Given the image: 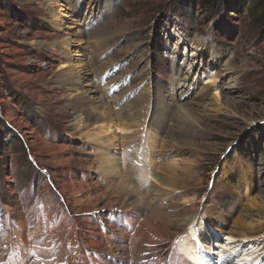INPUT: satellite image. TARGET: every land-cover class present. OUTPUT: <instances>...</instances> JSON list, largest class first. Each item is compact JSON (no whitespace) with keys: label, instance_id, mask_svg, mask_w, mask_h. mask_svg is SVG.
<instances>
[{"label":"rangeland","instance_id":"obj_1","mask_svg":"<svg viewBox=\"0 0 264 264\" xmlns=\"http://www.w3.org/2000/svg\"><path fill=\"white\" fill-rule=\"evenodd\" d=\"M260 1L218 0L213 8L200 0H0V264H99L103 252L97 245L89 260L84 258L81 246L89 247L90 241L111 246L105 254L112 260L113 218L136 204L164 238L155 245L162 255L157 264L184 263L175 235L182 230L188 235V220L196 214L217 263L240 250L229 264L239 261L238 255L251 257L248 264H264V252L254 258L264 251V25L254 14ZM196 38L208 51L231 53L238 76L233 85L220 77L221 87L208 91L218 96L201 101L206 111L196 115L197 132L193 127L178 130L197 145L174 146L165 133L152 132L153 101L168 102L163 114L172 123L179 104L168 99L180 101V88L172 83L176 71L194 84L185 98L214 75L205 61L212 56L196 49ZM92 50L100 51V62L106 63L97 71L85 65ZM141 65L150 78L139 72ZM70 66L80 76L87 71L100 88L83 94L84 87L65 82ZM145 80L150 89L141 103L137 97L146 89ZM117 84L121 88L113 93ZM80 92L82 98L73 100ZM116 93L124 96L117 108H128V117L114 115L110 129L124 125L128 133L120 138V147L110 149L112 141L99 146L86 136L94 129V118L77 116L72 108L81 104L89 109L92 95L104 99L106 109L109 101L116 108ZM149 145L153 165L146 158ZM106 152L119 158L129 185L138 191L130 192L118 176L100 172L97 161ZM145 167L152 170L149 184L143 182ZM159 169L165 174L171 169L173 179L168 182L156 173ZM173 187L181 192L168 207L172 202L162 201ZM146 189L154 206H147L148 197L141 206L143 200L122 205L130 193L132 199L145 197ZM38 205L42 219L37 222ZM238 226L257 229L256 239L247 238L245 245L232 242L227 232ZM46 232L51 237L44 242L59 241L47 252L45 243L35 239ZM59 244L64 253L55 251Z\"/></svg>","mask_w":264,"mask_h":264},{"label":"bare ground","instance_id":"obj_2","mask_svg":"<svg viewBox=\"0 0 264 264\" xmlns=\"http://www.w3.org/2000/svg\"><path fill=\"white\" fill-rule=\"evenodd\" d=\"M80 26L83 29L85 27V23H82V25H80ZM94 32L95 31H93V33ZM81 33H83V32H81ZM83 34L86 35L85 33H83ZM94 37H96V36H94ZM194 40H195L194 42L196 45V49L199 48L201 51L205 50L202 55H204L205 52H208V54H210L212 56L211 59L208 58L205 61H206L207 66L211 65V67H213V69L216 70L214 72V75L208 76V78H206L207 80L205 83H202L201 86L196 87L197 90L195 91L193 96H191L189 98H185L184 95H186V94L189 95L188 92H189L190 88L194 87V84L192 83V81L189 82L187 80L186 75H181L176 71V74L173 75L172 83L175 87L180 88V91H179V89L177 90V93L179 94L178 97H180V101H179V103H177L176 100L174 98H172V96L170 97V99H168L172 102L171 104L176 103V106H177V104H179L177 109L174 112L177 115V117H175L173 119L172 123H167V121H166L167 116L163 114V109H166L168 102L163 101L161 98H158L157 100L153 101V103L155 104L154 109H153V112L155 114V116L153 118V121L155 123V127L153 128L152 132L155 135H159L158 133H165L166 135H168L167 138L172 141L174 146H178V145L181 146V145H185V144L189 145V146H196L197 145V144L188 143L187 142L188 139H186L184 137L185 135L184 136L180 135L178 130H180V132L183 133V132H185V129H187V127H191V128L193 127L194 132H197L196 131V126H197L196 115H198L200 112L206 111V108H205V106H203V104H201V101L203 100V98L206 97V95H209L208 91L211 89H214L216 91V89L219 86L221 87V85L219 84L220 77L226 79L229 84L233 85V84H235V81H236L237 76H238L237 72L235 71L234 66H233V56L231 53H229V54L220 53L216 49H213V50L210 49V51H208V48L205 46L204 42H203L204 44H202V41H200L197 38ZM62 43H63V41H62ZM63 46H65V43ZM51 48H53V47H51ZM58 48H60V47H58ZM54 50L56 52H59L58 49L54 48ZM60 51H61V48H60ZM94 53L95 52L92 50L91 56L89 57L90 59L92 58L91 63H90L89 58H88V60H86L85 65L86 64L88 65V66L86 65V67L88 68L87 69L88 71L90 70V68L95 69L96 71L100 70L106 64L105 62H102V63L100 62L101 57H98L101 55L100 51L99 52L97 51V53H95V54ZM93 63H95V65H94L95 67L93 66ZM97 63H98V65H97ZM111 69L112 68H110V71H111ZM130 70H132V69H130ZM106 71H108V70L106 69ZM66 72H69V73L68 74L64 73L67 75L65 77L64 81L67 83L73 84V85L75 84L74 85L75 89L82 87L81 89L83 90V87H84L85 90L82 91L83 94L86 91H90V93L93 94V92H95L97 89L100 88L99 84H96V86L94 87V85H93L94 80L89 78L87 71H85L83 76H80L81 75L80 70L78 71V70L73 69V68L71 69V66H70ZM139 72L145 74V79L150 78L149 69L145 65L140 66ZM100 74H101V72H100ZM206 83H208V84H206ZM145 86H146V89L143 90L142 93H140L137 97V99H139V101L141 103L145 102V100L148 96L146 90L150 89L149 88L150 80L146 81ZM118 87L121 88V84H117L114 86L113 93H114V91H117L114 89H116V88L118 89ZM82 92H80L78 95H75L76 97L74 96L73 100H75V101L80 100L82 97L79 98V96L82 94ZM217 96L218 95H216L215 92H214V94L209 95L210 98H215V99L217 98ZM112 97L115 98V100H113V101H115L116 108H111V106H110L111 101H109L110 102L109 109H106L104 106V103H103L104 99L103 100L99 99L94 95H92L90 98H88L87 104L90 107L89 109H87V108L85 109V106H81V104L78 105V107L81 109H79L76 106H74L72 108V109H74L77 116H81L83 113V117L91 118V119L94 118V120H92L95 123L94 129L93 128L88 129L89 132L88 133L86 132L87 135L86 134L85 135L88 138H90L94 144L99 145V146L102 143H107V142L112 141L114 146H112L110 149H112L113 147H115V148L120 147V145H121L120 138H122L121 140L125 139L124 135L126 133H128V130L125 128L126 126H124V125H123L124 127L123 126L119 127L116 125L115 130L118 129V131H114V130L110 129L111 127H114V121H115L114 115H117L116 119L128 117V113H126L128 111V108H122V110L117 108V104L120 103L119 105L120 106L122 105L124 96L120 97V95L118 93H116ZM134 102H135V99L130 101V103H134ZM143 108L144 107H142V109ZM171 113H172V111H171ZM77 120H78V124H80L81 123V117H78ZM177 123H179V124H177ZM168 124H169V126H168ZM88 126H86V127H88ZM176 129H177V131H176ZM112 131H114V133ZM117 132L120 133V135L118 134L120 137L117 135ZM154 134H152V135H154ZM151 142H154V141H151ZM100 148H102V147H100ZM149 149H150V151L147 150V152L150 155L146 154V158H147V161L152 162L151 161V157H152L151 151H153V150L150 147V145H149ZM118 159L119 158L114 153L106 152L97 161L98 168L100 169V172L101 173H107L109 176H111V175L118 176V183L122 184L124 189H127L130 192L138 191L136 186L134 188L133 186L129 185V184H131L129 177L126 176V174L123 172V169H121L120 162L118 161ZM125 162L127 163L128 161H125ZM152 165H153V162H152ZM140 166L141 167L143 166L142 162H141ZM159 168H161V167H159ZM135 170H137V168H135ZM130 171H131V169H130ZM149 172L152 173V170L148 169L146 167L142 170L143 175L146 177V178H144L143 182L146 184L150 183L149 178L151 176L148 175ZM160 172H161V170L159 169V171L156 173L160 174ZM154 174H155V172H154ZM161 174H163V176L164 175L166 176V178L168 179V182L173 179V174H172L171 169L167 171V174H165L163 172H161ZM169 174H171V175L169 176ZM134 175H132V176L134 177ZM153 177H154V175H153ZM153 177L151 179H154ZM153 182L158 184V180H156V181L153 180ZM160 184H161L162 188L166 187L165 186L166 183L164 181L161 180ZM104 185L106 187H109L111 184H109V182L105 181ZM139 188L143 189L142 186ZM145 191H146V194L144 193L145 197H142V198L141 197H135L132 199V197L130 196L131 193L128 194V196L124 197V199L122 201V205L132 204L136 200H143V201L139 202V205L141 206L143 203H145L144 200H146V197L150 196V194H151L150 190L146 189ZM180 192L181 191L175 187H173L172 189H169L168 193L170 194V197L165 199L162 202L167 203V202L171 201L172 203L168 207H172L171 205L173 204L174 200H171V199H174L175 197H177L180 194ZM147 194H148V196H147ZM147 199H149V200H147V203H148L147 206H150V205L154 206L156 204V202L153 200V197L152 198L148 197ZM133 205H135V203ZM143 207H145V206L143 205ZM37 209L38 210L36 211V213L38 214V220H37V222H38L40 219H42V217H41L42 207L40 205H38ZM139 209H141V208H138L137 204H136L135 206H133V208L131 207L129 209H126L124 212L121 211L120 214H117L116 216H114V218H113V225L114 226H112V227H115L113 233L115 234L114 246L116 248V254L113 255L114 258L112 260H109L110 256L109 255L107 256L105 254L106 249L110 248L111 246L108 247L109 245L98 244L94 241L89 242V247L88 246H81V250L82 249L85 250L84 258L88 259L87 255L90 253H93V250H94L93 247H96V245H97L100 247L101 252H103V254L97 258L99 264H157V262L160 263L159 261L161 260L162 255H161V253H159V255H158V253H157L158 250L156 251L155 245L161 240V237H162V239H164V238H163V236H161L162 235L161 233H160L161 234L160 235L156 231V229L158 227L154 226V224L155 225H158V224L157 223H150V222L146 221L145 220V214H144L143 210L141 209L142 211H140ZM154 209H157V207H155ZM143 214H144V220H143V216H142ZM196 215L191 216L190 219L188 220L189 223L187 222L190 225V227H189L190 233L188 235H184L185 232H183V230L175 235V238L177 240L179 238V242L176 244V247H177V253L180 255V257H182V260L184 262L183 264H229L230 262H227V261H229L233 256H235L236 253H239L240 250H238L237 252L236 251H230L226 255H223L224 257L222 256V258L219 259V263H217L218 258L216 259L214 257V250L215 249L213 247V243L211 242V240H209L210 236H209V234H205L206 230H204V231L199 230V226L201 225L200 224L201 221L198 218H196ZM196 226H198V227H196ZM208 230H209V228H208ZM257 232H258V230L255 228H245V227H239L238 226V228H236V229L229 230L227 232V234H228V236L232 242L233 241H237V242L240 241L241 243H243L245 245V241L247 240V238H250L249 240H255L256 239L254 236L257 235ZM190 235H193V236H191L192 238H190ZM36 236L37 237H35V239L39 240V242L46 241L48 236L51 237L50 234L47 232L41 233L40 235L37 234ZM62 238H63V236L61 237V239ZM58 242H59L58 240L55 242H52V243L44 242L45 243L44 247H46V249L43 251L47 252V250L52 246L53 243L58 244ZM244 245H242V247H240L239 249H243ZM63 246H64V244H59L58 247L55 249V251H58L60 253L63 251V253H64L65 252V246H64V250H63ZM90 248H91V251H87ZM263 248H264V246H263ZM263 252L264 251H262V252L259 251L258 254H256L255 257L254 256L253 257L255 259L259 258ZM45 256H47V255H44V256L42 255V257L46 258L47 261H50L52 259L51 258L52 256L50 257V255H48L47 257H45ZM244 256L243 257H241L240 255L236 256L237 258H235V259H238L239 261H235L232 263L233 264H245V263L248 264L251 257H249L247 259V257H246L247 255H244ZM231 261H233V260H231Z\"/></svg>","mask_w":264,"mask_h":264},{"label":"trees","instance_id":"obj_3","mask_svg":"<svg viewBox=\"0 0 264 264\" xmlns=\"http://www.w3.org/2000/svg\"><path fill=\"white\" fill-rule=\"evenodd\" d=\"M193 2H195V0H193ZM200 2L207 7L213 6L214 8L215 6H217L218 0H200ZM258 6L261 9H259V12H256V13L254 12V14H255L256 20H258V22L261 25H264V1H260Z\"/></svg>","mask_w":264,"mask_h":264}]
</instances>
